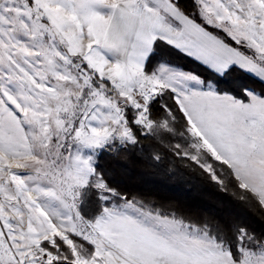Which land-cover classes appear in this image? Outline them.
Returning a JSON list of instances; mask_svg holds the SVG:
<instances>
[{"label":"snow or ice","instance_id":"1","mask_svg":"<svg viewBox=\"0 0 264 264\" xmlns=\"http://www.w3.org/2000/svg\"><path fill=\"white\" fill-rule=\"evenodd\" d=\"M235 69L264 83V0H0V264H264V229L100 163L150 139L264 213V90Z\"/></svg>","mask_w":264,"mask_h":264},{"label":"trees","instance_id":"2","mask_svg":"<svg viewBox=\"0 0 264 264\" xmlns=\"http://www.w3.org/2000/svg\"><path fill=\"white\" fill-rule=\"evenodd\" d=\"M169 58L185 65L188 70L205 72L186 56L172 54ZM225 79L227 84L222 86H230L237 91L244 87L264 90V83L239 69L233 70ZM142 145V148L121 149L118 154H104L100 159L114 185L121 191L137 199L152 200L170 211L192 218L242 221L257 230L264 229V213L258 205L241 201L242 193L233 185L222 190L207 174L186 167V161L154 141L143 140ZM154 154L161 155V160H154Z\"/></svg>","mask_w":264,"mask_h":264}]
</instances>
